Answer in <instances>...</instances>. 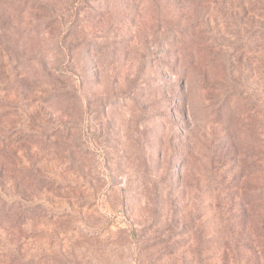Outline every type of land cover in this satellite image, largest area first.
<instances>
[{
  "label": "rangeland",
  "instance_id": "rangeland-1",
  "mask_svg": "<svg viewBox=\"0 0 264 264\" xmlns=\"http://www.w3.org/2000/svg\"><path fill=\"white\" fill-rule=\"evenodd\" d=\"M238 4L0 0V264H264Z\"/></svg>",
  "mask_w": 264,
  "mask_h": 264
},
{
  "label": "trees",
  "instance_id": "trees-1",
  "mask_svg": "<svg viewBox=\"0 0 264 264\" xmlns=\"http://www.w3.org/2000/svg\"><path fill=\"white\" fill-rule=\"evenodd\" d=\"M249 14L252 19L259 17V22H251L252 29L248 35L249 38L258 41L260 37H264V0H239L238 18H246Z\"/></svg>",
  "mask_w": 264,
  "mask_h": 264
}]
</instances>
